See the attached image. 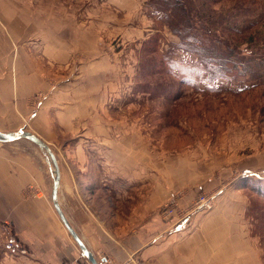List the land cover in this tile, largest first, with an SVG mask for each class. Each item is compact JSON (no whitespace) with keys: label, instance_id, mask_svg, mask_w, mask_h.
I'll use <instances>...</instances> for the list:
<instances>
[{"label":"rangeland","instance_id":"rangeland-1","mask_svg":"<svg viewBox=\"0 0 264 264\" xmlns=\"http://www.w3.org/2000/svg\"><path fill=\"white\" fill-rule=\"evenodd\" d=\"M141 1L0 0V20L13 19L18 47L31 48L33 63L44 74L41 91L28 104L36 112V102L43 97L46 117L51 115L54 124L39 122L38 128L52 135L49 147L66 173L76 176L83 173L67 151V143L76 138L93 143L122 136L129 149L135 148L130 151L134 161L129 177L141 182L119 197L110 195L99 167L93 166L87 180L78 179L83 202L95 211L97 222L109 227L105 232L96 222L101 239L108 242L111 233L120 237L121 225L131 228L141 217L143 227L159 219L162 227L182 225L189 232L197 214H208L226 200L235 214L240 211L241 224L247 226L264 264V197L254 190H264V84L253 87L243 73L208 83L206 73L198 79L182 72L196 55L182 49L179 38L159 19L156 0ZM204 2L188 0L197 8ZM246 2L252 0H220L211 9L220 17ZM140 12L146 22L138 17ZM255 34L264 36V27ZM250 50L257 47L244 51ZM169 61L177 63L179 73L169 70ZM188 76L184 84L181 79ZM97 128L103 129L98 133ZM25 141L44 154L53 176L48 155ZM191 161L198 177L190 176ZM135 163L140 167L131 166ZM221 188L229 194L217 201L214 193ZM152 192L161 196V205L149 203ZM207 198L208 208L191 213ZM142 202L147 204L143 208H152L143 216L137 211ZM12 254L0 244V264H23L18 259L26 256L24 250Z\"/></svg>","mask_w":264,"mask_h":264},{"label":"crops","instance_id":"crops-1","mask_svg":"<svg viewBox=\"0 0 264 264\" xmlns=\"http://www.w3.org/2000/svg\"><path fill=\"white\" fill-rule=\"evenodd\" d=\"M138 17L146 22L142 12ZM33 61L31 48L18 47L13 19L0 20V133L23 132L27 127L26 132L35 135L49 147L52 135L46 128H38L37 124H54L51 115L46 117V102L43 97L42 101L36 102V112L28 104V100L39 93L43 86L44 74ZM102 129L97 128L98 133ZM104 131L107 136L106 131L109 130L106 128ZM23 141L22 144L4 143L0 146V221L9 223L6 226L12 230L13 241L25 252L26 256L20 257L19 262L90 264L70 238L53 208V176L48 160L32 144ZM125 141V137L120 136L118 139L105 138L102 142L84 143L81 136L67 143V151L72 164L83 173L80 175L85 180L94 167H99L103 173L102 181L108 183L110 195L119 197V193H126L141 182L133 176L129 177V164L134 161L130 160L129 156L133 154L130 151L135 148L129 149ZM141 146L144 145L141 143ZM22 148L30 151L25 152ZM51 152L59 170L58 205L70 227L98 264H103L102 260L107 264H262L256 243L250 238L247 226L241 224L240 211L235 214L236 209L228 207L226 200L217 203L208 214H197L195 228L189 232H185L182 225L169 227L165 224L162 227L159 219L143 227L144 220L141 217L131 224V228L127 224L121 225L120 237L107 234L110 240L106 242L95 231V211L87 207L81 198L82 192L78 185L81 176L67 174L54 152ZM135 165L140 167L137 163L131 166ZM193 166L191 161L190 176L198 177V174H194ZM185 172V169L180 171V175L183 177ZM236 179H239L238 176ZM92 182L95 184L96 180ZM228 192L221 188L214 193L213 198L218 201ZM157 193L152 192L154 196L149 203L161 205V196H156ZM231 194L238 195V192ZM145 204L142 202V208L136 207L141 216L152 209L149 206L143 208ZM97 223L105 232L109 230L101 222Z\"/></svg>","mask_w":264,"mask_h":264},{"label":"trees","instance_id":"trees-1","mask_svg":"<svg viewBox=\"0 0 264 264\" xmlns=\"http://www.w3.org/2000/svg\"><path fill=\"white\" fill-rule=\"evenodd\" d=\"M204 1L205 5L197 8L188 0H156L159 19L164 20L179 38L180 47L197 57L190 68L184 67L181 71H189L198 79L206 73L208 83L219 78L232 79L235 74L243 73L253 87L264 84V36L255 37L258 27H264V0L236 3L220 17L214 16L211 9L220 0ZM244 44L247 48L253 45L257 50L246 53ZM176 66L177 63L168 62L171 72ZM189 77L181 81L186 84ZM254 190L264 197V190L259 187ZM7 229L13 240L12 230Z\"/></svg>","mask_w":264,"mask_h":264},{"label":"water","instance_id":"water-1","mask_svg":"<svg viewBox=\"0 0 264 264\" xmlns=\"http://www.w3.org/2000/svg\"><path fill=\"white\" fill-rule=\"evenodd\" d=\"M25 139L32 143H34L36 146L40 148V150L44 151L53 166V182H52V190H51V202L53 205L54 210L57 213L58 218L60 219L62 225L68 232V234L72 237L73 241L75 242L76 246L78 247L80 253L82 256L90 263V264H98L95 258L92 256V254L87 250V248L84 246L83 242L81 241L80 237L76 234V232L70 227L68 224L64 214L62 213L58 201H57V192H58V186H59V170L57 166V162L55 159V156L51 152L50 148L44 144L40 139H38L35 135L23 131V132H16V133H0V143H9L14 142L17 140ZM104 262L103 264H107L105 260H102Z\"/></svg>","mask_w":264,"mask_h":264},{"label":"built area","instance_id":"built-area-1","mask_svg":"<svg viewBox=\"0 0 264 264\" xmlns=\"http://www.w3.org/2000/svg\"><path fill=\"white\" fill-rule=\"evenodd\" d=\"M210 200L211 198H207L200 201L195 207H193L191 213H195L208 208ZM189 215L190 214H186L185 216L183 215V217L186 218ZM183 217H181V220ZM0 244L4 245L9 250V252H12L13 254H18L23 251L22 249L18 248L15 242L11 239L7 226L2 224H0Z\"/></svg>","mask_w":264,"mask_h":264}]
</instances>
